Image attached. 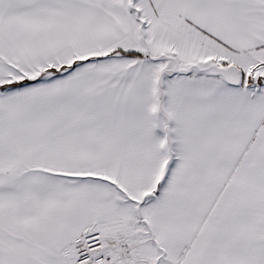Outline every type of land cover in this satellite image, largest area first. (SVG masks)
I'll return each instance as SVG.
<instances>
[{"label": "snow or ice", "instance_id": "obj_1", "mask_svg": "<svg viewBox=\"0 0 264 264\" xmlns=\"http://www.w3.org/2000/svg\"><path fill=\"white\" fill-rule=\"evenodd\" d=\"M0 264H264V0H0Z\"/></svg>", "mask_w": 264, "mask_h": 264}]
</instances>
